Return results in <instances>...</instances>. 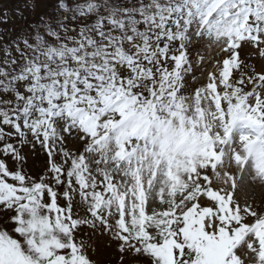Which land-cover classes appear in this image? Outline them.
<instances>
[{
	"label": "snow or ice",
	"instance_id": "obj_1",
	"mask_svg": "<svg viewBox=\"0 0 264 264\" xmlns=\"http://www.w3.org/2000/svg\"><path fill=\"white\" fill-rule=\"evenodd\" d=\"M257 59L264 0H0V264H169L157 251L169 241L173 264H211L201 224L233 238L222 264H264V202L248 190L264 188ZM200 97L215 139L188 119ZM149 155L203 164L199 193L158 226L113 205L104 167Z\"/></svg>",
	"mask_w": 264,
	"mask_h": 264
},
{
	"label": "rangeland",
	"instance_id": "obj_2",
	"mask_svg": "<svg viewBox=\"0 0 264 264\" xmlns=\"http://www.w3.org/2000/svg\"><path fill=\"white\" fill-rule=\"evenodd\" d=\"M251 48H246L247 54L252 53ZM219 56L216 50L206 54V62L203 65L205 71L198 76V82H202L207 76V70H209L208 62L214 57ZM251 63H246L243 66L242 71L247 72L252 68ZM237 67V58L233 56L231 60H227L224 63V69L222 75L224 82L227 83L228 77L231 75V70ZM219 66L216 65L211 70H218ZM256 72L264 71V60L257 59L255 61ZM199 72V69H197ZM191 111L188 119L197 124V134L202 137L207 135L208 132L212 133L209 139H215L216 129L219 128L218 124H213V117L215 113L212 110V105L209 103L208 97H200L198 100H189L186 104ZM123 151V150H122ZM225 151L230 152V148H226ZM212 153L209 152V155ZM185 158H181L177 163H173L167 158H154L144 156L143 158L136 157L131 160L124 159L121 162L115 164L109 161L104 167L108 172L109 183L112 178H115V184L113 187L119 193V198L113 201V205L119 204V210L127 211L131 217L130 223L132 224H144V221H150L152 225H160L165 223L164 217L168 216L171 212H174V206L179 196L184 195L189 189L192 190V195L199 193V186L197 180L193 179L191 173L196 172L199 175L198 167L203 166L200 160L193 157L187 158V163L184 162ZM227 160V157H226ZM39 162H37L38 164ZM187 173V175H186ZM219 184V181H217ZM248 190L255 198V203L264 202V188L257 185H249ZM211 198L217 199V193L211 190L207 193ZM167 205V210L163 209V206ZM150 206L152 209L151 216H145V207ZM138 212V215L136 213ZM207 210H205V214ZM190 215V214H189ZM258 234L264 237V227L258 226ZM244 229L236 231V238L241 236ZM140 235L144 234V228H140ZM238 234V235H237ZM197 237H202L208 240L207 254H213V257H209L211 264H222L223 257L227 253L220 257L216 255L215 248H219L222 252H227L226 249L230 248L232 237L227 241V233L222 232L218 240L207 237L203 232V225L201 224L200 230L194 234ZM171 241L166 242L163 249H157L162 251L169 264H173L172 253L167 249ZM233 261H236V257H233Z\"/></svg>",
	"mask_w": 264,
	"mask_h": 264
},
{
	"label": "trees",
	"instance_id": "obj_3",
	"mask_svg": "<svg viewBox=\"0 0 264 264\" xmlns=\"http://www.w3.org/2000/svg\"><path fill=\"white\" fill-rule=\"evenodd\" d=\"M238 235V234H237ZM233 239V238H232ZM231 239V240H232ZM228 240H230V238H229V236H227V241ZM227 250V252H222V251H220L219 250V248H215V252H216V255H218V256H220V257H222V256H224L226 253L228 254V252L230 251V248H228V249H226ZM168 252H170V253H172V242L170 243V245H169V247H168V249H167V253ZM208 255V258L209 257H213V254H207Z\"/></svg>",
	"mask_w": 264,
	"mask_h": 264
}]
</instances>
